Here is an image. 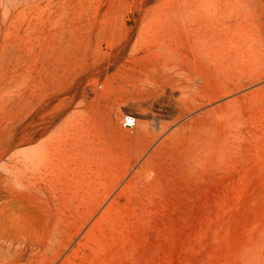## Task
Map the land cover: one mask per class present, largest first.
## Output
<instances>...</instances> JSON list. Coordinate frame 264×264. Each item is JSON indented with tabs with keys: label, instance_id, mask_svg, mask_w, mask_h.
<instances>
[{
	"label": "rangeland",
	"instance_id": "1",
	"mask_svg": "<svg viewBox=\"0 0 264 264\" xmlns=\"http://www.w3.org/2000/svg\"><path fill=\"white\" fill-rule=\"evenodd\" d=\"M0 183V264H264V0H0Z\"/></svg>",
	"mask_w": 264,
	"mask_h": 264
},
{
	"label": "built area",
	"instance_id": "2",
	"mask_svg": "<svg viewBox=\"0 0 264 264\" xmlns=\"http://www.w3.org/2000/svg\"><path fill=\"white\" fill-rule=\"evenodd\" d=\"M138 117L135 114L128 113L122 116V126L124 128H133L137 124Z\"/></svg>",
	"mask_w": 264,
	"mask_h": 264
},
{
	"label": "bare ground",
	"instance_id": "3",
	"mask_svg": "<svg viewBox=\"0 0 264 264\" xmlns=\"http://www.w3.org/2000/svg\"><path fill=\"white\" fill-rule=\"evenodd\" d=\"M154 86V85H153ZM154 90V89H153ZM158 92V91H157ZM159 93V92H158ZM160 94V93H159ZM228 94V93H227ZM222 95V94H221ZM159 96V95H158ZM209 97V96H208ZM146 115V114H145ZM163 115V114H162ZM150 117V116H149ZM221 118V117H220ZM158 119V118H157ZM158 121V120H157ZM195 152V151H194ZM37 154V157L40 158V154L38 156V151L36 150L34 153H33V156ZM33 160V159H32ZM35 160L38 161V159L36 158ZM16 172L18 173V175L20 174V171L19 170H16ZM1 184V183H0ZM1 187L3 188V186L1 185ZM7 192V191H6ZM4 195V194H3Z\"/></svg>",
	"mask_w": 264,
	"mask_h": 264
}]
</instances>
